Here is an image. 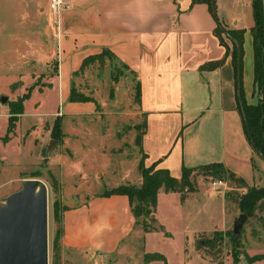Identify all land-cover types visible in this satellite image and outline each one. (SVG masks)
<instances>
[{
  "label": "crops",
  "instance_id": "obj_1",
  "mask_svg": "<svg viewBox=\"0 0 264 264\" xmlns=\"http://www.w3.org/2000/svg\"><path fill=\"white\" fill-rule=\"evenodd\" d=\"M70 1L71 8L58 16L51 11L54 21L51 46L44 47L40 42L41 51L36 55L43 56L46 65L55 61L56 69L54 74L47 73L46 86L33 91L44 93L50 90L65 103L63 109L50 112L43 121L45 126L40 133L43 151L53 139L54 122L49 121L48 126V117L67 115L77 118L74 123L81 125L86 123L80 121L82 117H93L98 112L96 101H70L69 98L85 59L106 49L136 77L139 85V108L145 121L141 151L147 167L165 168L172 176L181 178L184 168L221 163L236 177L244 179L247 185L264 180V164L257 163L255 150L245 132L233 46L221 43L215 32L217 17L224 27L231 23L234 28L244 30L242 87L245 100L256 104L259 96L254 83L253 0H217V17L207 2L193 3V0ZM43 60L37 61L43 65L41 70L45 66ZM219 60H223L219 66L204 67ZM97 63L99 61L87 65L84 71ZM28 64H18V74L8 83L7 90L0 88V96L12 92L17 86L27 85V78L22 73L29 70ZM15 100L17 98L12 99ZM3 106L6 108L3 114L9 119L10 104ZM22 116L17 122L14 137L18 134ZM36 131L37 125L31 126L25 138ZM79 133L75 131L74 134L80 136ZM89 134L85 130L84 138L88 139ZM12 140L13 136L8 142L0 139V143L8 144ZM65 144L72 151L71 155L58 152V156L49 155L46 160L55 175L73 182L75 174L72 168L78 164L75 161L79 159L80 151L70 140ZM43 151L42 160L45 159ZM0 161L1 172V158ZM63 166L65 169L61 170ZM132 171L126 169L120 181L111 179L110 183L140 186L143 176L139 165L135 173ZM23 172H19L16 181L21 180ZM105 190L72 184L71 192L83 191L86 195L79 204L70 205L60 212V243L65 261L72 264H105L107 260L114 264L138 262L135 259L140 253L138 238L142 237L146 245L151 232L144 230L143 235L139 234L127 194H108ZM165 195L182 198L184 202L189 198L182 192H167L162 188L157 207ZM142 241L143 260L151 251L143 250ZM189 242L190 237L186 236L185 244Z\"/></svg>",
  "mask_w": 264,
  "mask_h": 264
},
{
  "label": "rangeland",
  "instance_id": "obj_2",
  "mask_svg": "<svg viewBox=\"0 0 264 264\" xmlns=\"http://www.w3.org/2000/svg\"><path fill=\"white\" fill-rule=\"evenodd\" d=\"M215 4L217 7V0ZM53 28L50 0H0V88L6 89L8 83L16 77L20 62L29 63V70L22 73L27 78V85L17 86L12 92H5L6 95H3L8 96L5 104H10V112L15 107L12 99H20L33 85L35 89L46 86L47 73L54 74L55 61L46 65L43 56H36L41 51L38 46L40 42L44 43V47L51 46ZM225 28L235 30L236 33L241 31L231 23H227ZM221 36L226 44L231 43L233 46L226 33ZM38 60H43V70V65ZM74 85L78 91L92 96L97 102L98 112L93 117L79 118L86 123L75 124L77 118L67 115L48 117V126L49 121L54 122L51 137L58 140V143L48 151L49 140L43 151L40 146V133L45 126L43 121L50 112L63 109L65 103L50 90L44 93L35 90L25 101L17 136L13 135V140L8 144L0 143V158L3 162L0 172V202L30 178L40 179L48 187L50 264L55 263V239L59 227L55 214L70 205L79 204L86 195L83 191L71 192L72 184L75 182L95 189H107L105 191L116 189L117 185L111 184V179L120 181L119 178L126 169H133L132 172L135 173L137 164L143 158L140 138L144 131V115L139 108L136 77L109 55L104 64L99 62L79 73ZM5 104L0 102V135L6 133L9 123L8 117L3 114ZM56 120L57 127L53 132ZM33 125H37L38 131L25 138L27 129ZM85 130L90 133V139L84 138ZM75 131H79L81 135L75 136ZM55 134L58 139L54 138ZM69 140L80 151L79 159L75 161L78 164L72 168L75 174L73 182L55 175L46 160L49 155L58 156V152L71 155L68 144L64 146ZM42 151L44 160L41 158ZM255 153L257 163L264 164V160L256 151ZM57 166L58 164L55 166L56 172ZM64 169L65 166L61 167V170ZM20 171H24L20 175L21 180L16 181ZM215 171L214 167L191 171L190 188L184 191V195L189 196L188 202L165 195L156 208L158 219L155 214L141 217L137 226L139 234L143 235L145 230L142 220L153 229L148 231L151 233L146 245L139 236L137 247L140 246V253L135 258L138 262L133 261L131 264H146L145 259L142 260L141 241L145 252L161 253L166 257V262L158 260L155 264H264V258L256 257L264 256V200L257 204L254 214L247 218L240 236L233 232L234 222L242 214L239 200L246 195L248 187H264V180L242 186ZM262 172L264 176V171ZM215 179L226 180L228 188L214 187L211 182ZM186 236L190 237L188 245L185 244ZM58 252L60 258L57 264H72L65 261L61 243ZM105 264L114 262L107 260Z\"/></svg>",
  "mask_w": 264,
  "mask_h": 264
},
{
  "label": "trees",
  "instance_id": "obj_3",
  "mask_svg": "<svg viewBox=\"0 0 264 264\" xmlns=\"http://www.w3.org/2000/svg\"><path fill=\"white\" fill-rule=\"evenodd\" d=\"M199 2H207L209 7L213 11L214 15H217L214 12V2L215 0H193V3ZM253 15H254V26L252 28L253 37H254V83H255V92L259 96V100L256 104H250L245 100L244 91L242 87V63H243V53H244V30H241L240 33H236L235 30H227L220 19L217 17L218 25L215 29V32L219 36L221 43L225 46L227 45L222 38V33H226L228 37L233 42V50L232 56L235 64L236 72H237V84H239V80L241 83V95L243 99V107L240 104V109L243 114L246 115V119L244 118L245 124V132L250 142L253 145L254 150L258 153L257 149H259L261 155L264 157V8H263V0H253ZM229 49L227 47V53ZM112 56L115 59L113 53L108 50H104L102 53L98 55L91 56L83 62L81 69L79 72H84L87 65L99 61L101 64L105 63L106 56ZM240 60L241 65V78L238 77V62ZM223 60L215 61L206 64L205 68H213L222 64ZM138 88V97L140 98V88L137 83ZM34 89V85L28 89V91L18 100L12 101V104L15 106L11 108L9 123L7 132L4 136L0 137V139L4 140V142H8L11 137L15 134V130L17 127V120L20 115L24 113V102L30 98L32 95V91ZM239 97V95H238ZM70 101H96L92 96L86 95L80 91H78L73 85ZM17 105V106H16ZM57 122L53 128V132L55 127H57ZM144 129H145V121H144ZM144 133V131H143ZM142 133V134H143ZM54 138L58 137L54 136ZM140 138V147L142 150ZM253 139V142H252ZM257 148V149H256ZM259 154V153H258ZM144 157V155H143ZM204 167H214V170L217 174L233 179L237 183L242 186H248L244 179L236 177L231 171H228L224 165L221 163H212L210 165L203 166ZM139 169L143 176V182L140 186L137 185H128L123 184L116 187V189H112L106 191L108 194L112 193H123L127 194L131 201L132 211L137 219V222L140 223L141 217H151L152 214H155L157 208V200L160 189H164L167 192L175 191L182 192L186 188H190L191 180L189 179V173L198 168H184L183 175L181 178H176L171 175L169 170L165 168H158L156 166L147 167L142 158ZM264 200V187H248L246 195H244L239 200V207L242 213L252 216L255 212L257 204ZM55 220L58 223L59 227L57 229V237L55 239V263L59 262L60 254L58 252L60 247V236H61V217L60 212L55 214ZM156 219H152L155 221ZM145 231H151L153 228L147 224L145 220H142ZM59 243V244H58ZM258 258H264V256L256 255ZM154 260H163L166 262V257L161 253H147L145 255V263L149 264V262Z\"/></svg>",
  "mask_w": 264,
  "mask_h": 264
},
{
  "label": "water",
  "instance_id": "obj_4",
  "mask_svg": "<svg viewBox=\"0 0 264 264\" xmlns=\"http://www.w3.org/2000/svg\"><path fill=\"white\" fill-rule=\"evenodd\" d=\"M214 12L217 14L215 2ZM238 77L241 78L240 60ZM238 93L243 107L240 80ZM7 100L8 96H0L1 103L5 104ZM243 115L246 119L244 109ZM57 143L58 140L52 139L47 150L50 151ZM257 151L264 159L259 149ZM247 218L248 215L240 214L234 222V234L240 236ZM0 264H50L49 192L40 179H27L20 189L0 202Z\"/></svg>",
  "mask_w": 264,
  "mask_h": 264
},
{
  "label": "built area",
  "instance_id": "obj_5",
  "mask_svg": "<svg viewBox=\"0 0 264 264\" xmlns=\"http://www.w3.org/2000/svg\"><path fill=\"white\" fill-rule=\"evenodd\" d=\"M71 6L70 0H50V9L55 16H58L63 10L70 9ZM211 183L218 189H227L229 186L224 179H215Z\"/></svg>",
  "mask_w": 264,
  "mask_h": 264
}]
</instances>
